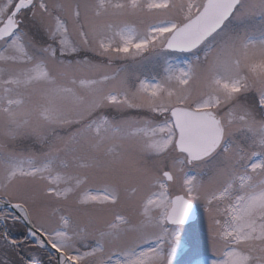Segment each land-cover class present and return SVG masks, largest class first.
<instances>
[{"label": "snow or ice", "instance_id": "obj_1", "mask_svg": "<svg viewBox=\"0 0 264 264\" xmlns=\"http://www.w3.org/2000/svg\"><path fill=\"white\" fill-rule=\"evenodd\" d=\"M199 208L264 264V0H0V264H176Z\"/></svg>", "mask_w": 264, "mask_h": 264}, {"label": "rangeland", "instance_id": "obj_2", "mask_svg": "<svg viewBox=\"0 0 264 264\" xmlns=\"http://www.w3.org/2000/svg\"><path fill=\"white\" fill-rule=\"evenodd\" d=\"M168 55L171 59L173 56H178V53L162 54ZM126 70L132 77L137 75L150 76L157 70L162 59L160 56H149L148 59L137 61H126ZM198 216L195 221L184 224L180 228L179 244L177 247L176 264H204L205 260H210V254L205 255L207 248V222L203 214L202 208L197 209ZM19 226L15 232V237H20ZM24 240V239H19ZM33 264H47V258L43 251H34L31 254Z\"/></svg>", "mask_w": 264, "mask_h": 264}, {"label": "trees", "instance_id": "obj_3", "mask_svg": "<svg viewBox=\"0 0 264 264\" xmlns=\"http://www.w3.org/2000/svg\"><path fill=\"white\" fill-rule=\"evenodd\" d=\"M20 234H21V236L20 237H17V239H24L25 238V235H26V227L23 226V225H21Z\"/></svg>", "mask_w": 264, "mask_h": 264}, {"label": "water", "instance_id": "obj_4", "mask_svg": "<svg viewBox=\"0 0 264 264\" xmlns=\"http://www.w3.org/2000/svg\"><path fill=\"white\" fill-rule=\"evenodd\" d=\"M197 217V210L191 215V217L185 222V224L195 221Z\"/></svg>", "mask_w": 264, "mask_h": 264}]
</instances>
